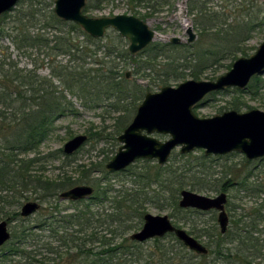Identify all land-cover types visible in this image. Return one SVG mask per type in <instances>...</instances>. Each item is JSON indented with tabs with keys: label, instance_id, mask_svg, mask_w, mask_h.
Here are the masks:
<instances>
[{
	"label": "trees",
	"instance_id": "obj_1",
	"mask_svg": "<svg viewBox=\"0 0 264 264\" xmlns=\"http://www.w3.org/2000/svg\"><path fill=\"white\" fill-rule=\"evenodd\" d=\"M34 1L37 3L31 4L25 12H17L14 24H3L10 21L9 12L0 19V218L10 225L17 221L11 225L10 240L0 247V264H264V157L258 158L260 166L243 172L235 164L229 165L211 188H204L196 175L189 178L186 173L195 167L206 168L207 163L214 160V156L201 150L198 154L173 152L164 165L157 160L140 159L137 162L148 165L135 163L115 172L108 171L103 164L101 168L95 166L94 169H98L95 171L106 179L105 185L100 179L91 180L87 175L73 178L64 173L56 179L43 176L47 166L42 161L57 157L62 150L45 157L37 156L41 145L55 130L58 120L78 113L69 94L81 99L86 106L103 102V97L112 100L111 106L122 111L115 121V127L122 132L145 95L152 91V84L143 87L135 82L132 85L124 71L127 65L136 64L134 73L152 80V71L159 72L163 64L160 59L171 60L168 68L154 78L160 81L161 89L173 78L186 80L179 71L184 64L178 60L188 57L175 55L173 51L190 44L153 41L132 53L128 40L116 30L113 29L114 36L107 31L104 37L95 38L78 24L57 17L53 8L39 7L42 3ZM102 3L104 0H88L84 12L101 7ZM187 6L197 27L196 11L203 17L204 9L194 5L193 0H189ZM133 14L144 21L150 17L138 15L137 11ZM216 16L215 24L223 25L225 22ZM205 22L199 21L204 33H210V27L203 25ZM250 24L243 30L249 31L253 27ZM242 28L232 33L220 28L215 37L227 40L228 48L223 50H228L234 58H237V50L233 52L232 48L238 49L236 43L247 38L241 34ZM6 36L11 37L16 49L31 57V67H21L12 58L10 46L1 44ZM167 52H172L173 56H168ZM240 53L249 56L246 52ZM60 55L68 57L66 62L57 59ZM216 55L218 53L208 48L197 58L186 60L195 63L187 65L191 68L194 65L190 72L192 79H201L204 70L217 64ZM44 64L50 68L49 76L40 73ZM262 89L264 73L254 76L245 89L234 87L231 90L240 95H257ZM230 105L231 109L240 110L244 104L238 99ZM64 155L67 159L64 166H67L73 161L74 153ZM246 162L251 164L252 160L246 158ZM122 173L132 179V187L115 188L108 178ZM78 184H92L94 193L88 198L68 200L70 206H63L60 194ZM187 187L198 192L234 190L252 200L246 206L228 200L230 222L227 231L222 233L216 215L203 227L195 221L187 222L189 215L206 213L179 205L180 192ZM32 198L40 201L41 207L34 215L23 217L19 208ZM150 205L158 210L171 208L170 216L176 218L177 226L188 223L190 234L199 240L207 238L208 253L190 250L174 233L145 242L132 240L130 234L141 228Z\"/></svg>",
	"mask_w": 264,
	"mask_h": 264
},
{
	"label": "rangeland",
	"instance_id": "obj_2",
	"mask_svg": "<svg viewBox=\"0 0 264 264\" xmlns=\"http://www.w3.org/2000/svg\"><path fill=\"white\" fill-rule=\"evenodd\" d=\"M39 1L42 3L38 5L39 7L45 5L48 7L47 9L54 8L55 0ZM92 1L96 2V0ZM248 1L249 0H193L194 5L200 8L202 7L204 9V13L202 15L203 17H201L200 13H198V10L196 11V13L198 14L197 27H195L192 23V17L189 14L187 15L186 2H189V0H104V3H102L101 7L89 10L87 14L94 17L113 16L120 13L134 15V11H137L138 15H149L150 17H148L146 21L152 29H155L157 31L158 38H156L154 41L159 42H167L172 36H179L185 42L189 38L187 27L189 25L193 26V31L197 35L196 40L191 43L189 47H184L173 51V54L175 55H184L188 57V59L184 58L183 60H178L180 64H184L179 68V71L183 72L186 79H191L192 77L190 76V72L193 70L194 65L192 68L188 67L187 65H191L192 62L193 64L195 63L194 61L186 62V60H190V58L195 57L197 58L199 54L201 55L208 48H211L212 53H218V55L214 56L218 58V63L212 65L209 69L204 70L201 79L214 80V78H217L218 76L228 71L229 65L233 64V62L238 57L243 56L241 55L240 51L246 52L250 56L264 41V0H251V2L253 1L252 4ZM35 3L37 2L34 0H20L16 4V6L9 11L10 21L3 24H14L13 20L17 18V12L19 10L20 12H25L26 10H28V8H30L31 4ZM249 8L251 10H249ZM260 9L262 11L261 13H258ZM215 14H217L216 18L218 20L225 22L223 25L215 24ZM207 17L209 20L207 19ZM202 20L206 21L203 24L204 26L210 27V33H204L202 24L199 23V21ZM207 22L210 24H208ZM250 22L252 24H250ZM246 24H250V26L253 25V27L249 31L248 29L247 31H245L243 29L244 27L246 28ZM239 27H243V32L241 34H245L244 37L247 38L246 40L243 39L244 41L242 40L239 43H236L238 49H235V47L232 48L233 52L237 50V58H234V56H232V53H228V50H223V48H228L227 40L225 38L217 40L215 37L220 28H223V31L226 30V32L230 31V33H232L236 28L240 30ZM52 33L53 31H51L50 34ZM108 33H111V35L114 36L113 29H109ZM236 34L238 33L236 32ZM106 39L104 40V42H106ZM1 44L10 46L12 58L18 63L19 66H32L31 57L23 54L18 49H16L12 43V39L10 36L4 37L1 40ZM170 54H172V52H167V55L172 57L173 55ZM40 57L42 58L43 55H40ZM57 59H63V61L66 62L68 57L65 55H60ZM160 60L163 64L161 65L159 72L152 71V80L149 76L135 74L134 68L136 64L133 65L131 63L130 65H127L124 71L129 73L128 78L131 80L132 85H134L135 82L143 87H146L148 84H152L151 92H156L160 90L158 87V83L160 81L158 79L154 80V78L157 77V75L162 74L163 70L168 68L167 64L170 63L169 61H171L167 60L166 58H162ZM147 72H150V70H147ZM40 73L42 75L49 76L50 68L48 64H44V67L40 70ZM182 78L183 77H181L180 80L173 78L169 80L168 85L176 86L180 82L184 81V79ZM54 81L56 84L58 83L57 80ZM231 89L232 88H230V90L223 89L224 92L222 90L211 92L201 102L194 106L195 113L199 117H211L216 114H221L224 111L230 110L231 102L238 101V99L244 105L240 108V110L237 111L245 112L247 110L255 108L264 110V89L260 90V93H258L257 95L247 93L240 95ZM68 97L71 98V100L74 102L75 108L78 110V113L68 114L67 116L58 120L55 130L52 132L47 141H45L41 145L37 156L41 155L42 157H45V155H49L51 152H55L57 150H62V152L60 154H57V157L50 158L48 159V161H42L44 166H47V171L44 173L40 171L39 173H43V176L52 179L61 178L64 173H67L73 178H79L80 176L87 175L91 180L100 179L101 184L105 185L106 179L102 177L99 171H95L98 169H94V167L98 166L99 168H101L102 164L105 165L111 159V157L117 153L121 145L120 141L118 140V136L122 132H119L115 127V121L116 118L121 115L122 111H116L115 108L111 106L113 101L107 99L106 97H103V102H99L91 106L84 105L81 99L77 98L76 96H72L71 94H69ZM79 134H86L88 136V140L82 145V147H80L78 151L74 153V158L72 159L73 161L71 162V164L64 166V160L67 159H65L63 147L68 140ZM155 136L162 141L166 140L169 137L168 135L164 134H155ZM198 150L201 149L192 151L193 154H198L201 153V151H204ZM173 152H180V150L179 148H177ZM33 155L34 154H31V156ZM212 156H214V160H208V167H195L186 172L189 178H194L192 176L196 175V178H199V182H201V185L204 188H211L210 185L213 186V184L217 183L222 176L223 169L227 168L231 164H235L238 168L242 169V172L246 171L247 168L260 166L258 159L252 160L251 164L246 162L245 155L240 152H232L225 155ZM152 162L153 161H150L149 163L152 164ZM167 162H169V160ZM136 163L138 164V166L148 165V163L143 161ZM180 167L184 166L180 165ZM108 178L112 183H114L115 188H119L122 186L128 188L133 186V181L132 179H130V177L127 176V173L112 175ZM185 189L191 190L190 187H187ZM207 190L209 189H205L204 191H201L199 193L208 196H216L219 193V191ZM226 192L228 193V200L232 202V204L236 203L243 206L251 204V197H244L245 193L243 192L235 193L234 190H228ZM234 195L235 197H233ZM30 201H36L40 204V201L33 200V198ZM62 203L63 206H70L68 200H62ZM21 207L19 208L20 210ZM148 212L159 215L167 214L168 216H170L172 209L166 208L164 210H158L150 205L148 206ZM213 213V211H209L208 213L199 216L189 215L190 219L187 222L192 223L193 221H195L196 223L198 222L197 225H199L200 227H203L205 225L207 226L213 218ZM170 218L172 222L176 224V218H172L171 216ZM3 220L5 219L0 218V222ZM16 223L17 221H13L11 225H14ZM11 225L9 224L10 230ZM179 225H181L180 227H183L186 230L190 228L188 223L186 225L179 223ZM206 240V237L200 238V241L203 243H205ZM52 256L53 255H50V257Z\"/></svg>",
	"mask_w": 264,
	"mask_h": 264
},
{
	"label": "water",
	"instance_id": "obj_3",
	"mask_svg": "<svg viewBox=\"0 0 264 264\" xmlns=\"http://www.w3.org/2000/svg\"><path fill=\"white\" fill-rule=\"evenodd\" d=\"M19 0H0V18L16 6ZM88 0H55L54 13L57 17L71 21L95 38H102L109 29L116 30L129 41V50L136 53L157 38L156 30L138 16L120 13L113 16H90L84 12ZM187 43L196 39L192 27L188 28ZM180 43L174 36L169 40ZM264 73V41L250 56L238 57L232 67L216 79H187L178 85H166L159 91L148 92L139 104L131 122L118 136L122 143L117 153L106 164L109 171H119L135 160L145 158L157 160L164 165L172 152L179 148L185 154L197 149L206 155H225L240 152L247 159L264 157V110L250 109L240 112L235 109L211 117H199L194 106L208 94L225 88L245 89L251 79ZM129 76V73H128ZM155 134L169 137L162 141ZM86 134H79L68 140L63 151L71 155L87 141ZM94 187L88 184L75 185L60 194L63 200H79L91 196ZM227 192L208 196L194 190L182 189L179 205L182 208L219 211L218 223L222 233L229 226V215L225 209ZM40 207L36 201H27L21 207V215H33ZM174 232L190 250L198 254L207 253V247L186 229L176 226L167 214L146 213L138 231L131 239L145 242ZM11 238L7 220L0 222V247Z\"/></svg>",
	"mask_w": 264,
	"mask_h": 264
},
{
	"label": "flooded vegetation",
	"instance_id": "obj_4",
	"mask_svg": "<svg viewBox=\"0 0 264 264\" xmlns=\"http://www.w3.org/2000/svg\"><path fill=\"white\" fill-rule=\"evenodd\" d=\"M20 1V0H19ZM13 9V8H12ZM11 9V10H12ZM54 10V9H53ZM9 12V11H8ZM1 19V18H0ZM88 140V139H87ZM121 143V142H120ZM122 144V143H121ZM121 146V145H120ZM79 150V149H78ZM77 150V151H78ZM119 150V149H118ZM75 153V152H74ZM68 155V154H67ZM113 158V156L111 157V159ZM110 159V160H111ZM141 159H145V158H141ZM138 160H140V159H137V160H135L132 164H134V163H136ZM148 160H152V159H148ZM107 164V163H106ZM106 164H105V168H106ZM132 164H130V165H132ZM130 165H128L127 167H129ZM126 167V168H127ZM126 168H124V169H126ZM107 169V168H106ZM124 169H122V170H124ZM108 170V169H107ZM122 170H119V171H122ZM109 171V170H108ZM110 172H115V171H110ZM78 185H81V184H78ZM88 185H90V184H88ZM92 186V185H91ZM94 187V186H93ZM95 190V189H94ZM222 192V191H221ZM226 192V191H225ZM94 193V192H93ZM220 193V192H219ZM227 195H228V193H227ZM90 197V196H89ZM88 198V197H87ZM84 199V198H83ZM66 200H69V199H66ZM71 200V199H70ZM227 203H228V201H227ZM227 203L225 204V209H226V211H227V213H228V215H229V211L227 210ZM198 210H201V211H204V212H206V213H208L209 211L210 212H214L213 214L214 215H217L216 216V218H217V222H218V214H219V211L216 209V208H211V209H208V210H203V209H198ZM148 213V212H147ZM217 213V214H216ZM146 214V213H145ZM144 214V215H145ZM143 222H144V217H143ZM229 222H230V215H229ZM143 225V224H142ZM176 225V224H175ZM177 226V225H176ZM218 226H219V223H218ZM142 227V226H141ZM178 227H180V226H178ZM181 228H183V227H181ZM219 228H220V226H219ZM10 229V228H9ZM141 229V228H140ZM11 231V230H10ZM188 231V230H187ZM220 231H221V229H220ZM134 232H136V231H134ZM134 232H132V233H134ZM131 233V234H132ZM171 233H174V232H171ZM130 234V235H131ZM175 234V233H174ZM192 235V234H191ZM176 236V235H175ZM194 236V235H193ZM195 237V236H194ZM131 238V237H130ZM196 238V237H195ZM198 239V238H197ZM133 240V239H132ZM150 240V239H149ZM199 240V239H198ZM181 241V240H180ZM200 241V240H199ZM182 242V241H181ZM201 242V241H200ZM201 243H203V242H201ZM184 244V243H183ZM204 245H205V243H203ZM185 245V244H184ZM186 246V245H185ZM206 246V245H205ZM207 247V246H206ZM207 249H208V247H207ZM208 251H209V249H208ZM208 253V252H207ZM207 253H202V254H207Z\"/></svg>",
	"mask_w": 264,
	"mask_h": 264
}]
</instances>
